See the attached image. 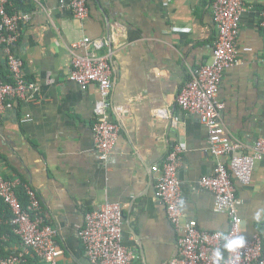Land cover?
Returning a JSON list of instances; mask_svg holds the SVG:
<instances>
[{
	"label": "crops",
	"instance_id": "obj_1",
	"mask_svg": "<svg viewBox=\"0 0 264 264\" xmlns=\"http://www.w3.org/2000/svg\"><path fill=\"white\" fill-rule=\"evenodd\" d=\"M70 1L29 0L32 19L17 54L35 90L25 100H10L0 116V171L37 191L63 249L57 264H94L79 233L86 213L107 202L122 206V241L136 254L133 264H164L177 255L188 221L206 231L229 228V217L215 211L213 193L200 183L216 164L207 150L208 130L198 115L177 105L189 69L212 61L218 34L213 0H88L85 19L75 16ZM263 10L264 0H245L239 61L225 71L218 93L225 103L223 123L249 146L264 137ZM86 37L88 51L109 55L113 69L109 114L120 135L108 160L99 158L94 138L98 86L84 90L69 80L73 55L86 51L75 45ZM0 69L11 77L1 47ZM177 144L184 151L179 228L156 196L151 171ZM234 183L244 236L259 234L264 243V219H253L264 209V159L256 160L250 184ZM3 239L9 255L20 249L19 241ZM26 264L49 263L37 258Z\"/></svg>",
	"mask_w": 264,
	"mask_h": 264
},
{
	"label": "built area",
	"instance_id": "obj_2",
	"mask_svg": "<svg viewBox=\"0 0 264 264\" xmlns=\"http://www.w3.org/2000/svg\"><path fill=\"white\" fill-rule=\"evenodd\" d=\"M38 1V0H32ZM12 0H0V47L5 55L11 82L0 78V116L10 100H25L35 84L28 81L24 60L17 54V45L23 29L32 19L29 11H7ZM70 8L79 19L88 17V0H71ZM245 0H213L212 13L218 34L215 40L212 61L189 69V78L183 83L177 97L182 113L196 114L208 130V151L216 158L213 173L201 178V186L215 197V211L229 217L227 231H206L196 220L185 225L178 238V253L164 264H213V252L222 249L223 234L244 235L238 210L234 179L248 185L252 181L256 160L264 159V137L252 146L232 135L222 121L225 103L218 98L225 71L238 63L237 39L241 27ZM261 24L264 26V10ZM86 37L75 46L86 48L84 54L73 55L69 80L87 90L96 84L99 99L95 104L94 138L99 158L108 160L110 151L117 144L120 125L110 118L113 69L109 55H92ZM100 47L109 41H97ZM180 116H175L178 122ZM250 148L251 153L246 152ZM183 147L174 145L162 163L152 166L155 176L156 196L165 204L167 217L179 228L181 226L182 190L178 177ZM227 157V159H224ZM23 187L27 197L24 205L17 189ZM0 198L8 207L11 216L8 223L21 240L20 249L10 255L0 250V264H26L29 256H38L49 264H57L63 253L56 241L57 231L47 222L42 212V202L37 191L19 176L7 177L0 171ZM123 209L119 203L107 202L100 208L88 211L79 233L86 254L94 264H133L134 251L123 245ZM1 224V218H0ZM221 264H264V243L259 234L246 238L245 247L234 252L223 250Z\"/></svg>",
	"mask_w": 264,
	"mask_h": 264
},
{
	"label": "trees",
	"instance_id": "obj_3",
	"mask_svg": "<svg viewBox=\"0 0 264 264\" xmlns=\"http://www.w3.org/2000/svg\"><path fill=\"white\" fill-rule=\"evenodd\" d=\"M16 10H22V11H29L30 6H29V0H12V6L7 7V11L9 13H13ZM0 78L4 82H11L12 79L10 76H6L4 72L0 69ZM19 197L24 205L27 204V197L25 195V190L23 187H19L17 189ZM11 216V212L8 210V207L6 204L3 202V200L0 198V218H1V224H0V250L3 253V255H9L8 252L6 251V245L8 244L7 239H3V235L8 236V240L17 242L19 241L20 246H21V240L18 236H16L13 232V227L8 223V219ZM17 239V240H16ZM37 258L42 259L41 257L36 256H29L28 261H33ZM44 260V259H43ZM46 261V260H45Z\"/></svg>",
	"mask_w": 264,
	"mask_h": 264
},
{
	"label": "clouds",
	"instance_id": "obj_4",
	"mask_svg": "<svg viewBox=\"0 0 264 264\" xmlns=\"http://www.w3.org/2000/svg\"><path fill=\"white\" fill-rule=\"evenodd\" d=\"M257 222L264 219V209L257 211L253 217ZM221 239L224 241L222 249L220 247L216 248L213 252V264H221L223 261V250L229 252H234L238 249L245 247L246 237L244 235L231 236L228 234H223Z\"/></svg>",
	"mask_w": 264,
	"mask_h": 264
}]
</instances>
